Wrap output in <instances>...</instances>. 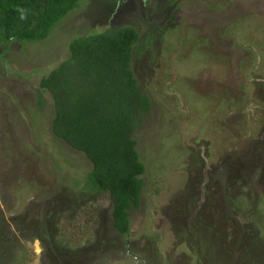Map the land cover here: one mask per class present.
Listing matches in <instances>:
<instances>
[{"label": "rangeland", "instance_id": "obj_1", "mask_svg": "<svg viewBox=\"0 0 264 264\" xmlns=\"http://www.w3.org/2000/svg\"><path fill=\"white\" fill-rule=\"evenodd\" d=\"M59 24L0 47V257L264 264V0H85ZM123 26L141 34L133 70L152 101L129 236L111 194L83 190L91 162L52 134L51 94L37 103L72 39Z\"/></svg>", "mask_w": 264, "mask_h": 264}, {"label": "trees", "instance_id": "obj_2", "mask_svg": "<svg viewBox=\"0 0 264 264\" xmlns=\"http://www.w3.org/2000/svg\"><path fill=\"white\" fill-rule=\"evenodd\" d=\"M84 1L0 0V47L47 41ZM17 6L28 10L26 20L19 18ZM140 41L133 26L78 36L69 43V57L40 82L41 97L49 93L53 99L52 134L91 162L83 190L111 194L113 225L125 236L133 211L141 207L147 172L137 134L152 111L133 70ZM37 103L43 107V97ZM19 246L18 241L14 248ZM6 258L1 256L0 264Z\"/></svg>", "mask_w": 264, "mask_h": 264}, {"label": "clouds", "instance_id": "obj_3", "mask_svg": "<svg viewBox=\"0 0 264 264\" xmlns=\"http://www.w3.org/2000/svg\"><path fill=\"white\" fill-rule=\"evenodd\" d=\"M16 11L19 13V18L21 20H26L27 19V15H28V10L21 7V6H17L16 7Z\"/></svg>", "mask_w": 264, "mask_h": 264}]
</instances>
